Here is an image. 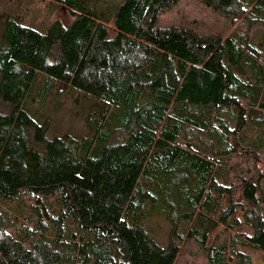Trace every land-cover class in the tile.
<instances>
[{
	"label": "trees",
	"instance_id": "trees-1",
	"mask_svg": "<svg viewBox=\"0 0 264 264\" xmlns=\"http://www.w3.org/2000/svg\"><path fill=\"white\" fill-rule=\"evenodd\" d=\"M60 1L71 22L40 31L11 17L1 36L0 201L54 197L59 209L46 221L30 205L32 217L21 220L0 204V264H176L174 228L163 246L144 225L149 206L162 203L173 220L203 218L204 229L188 236L202 232L209 264H253L235 244L208 242L213 228L228 225L264 253V169L255 165L257 175L243 180L242 202L219 182L227 151L263 161L264 65L249 31L264 23V0H199L243 21L240 38L159 27L181 0H123L109 10ZM39 76L104 102L94 140L54 136L36 119L27 100ZM226 109L238 110L234 129ZM214 121L223 131L216 143L203 135ZM249 122L255 146L241 148Z\"/></svg>",
	"mask_w": 264,
	"mask_h": 264
},
{
	"label": "rangeland",
	"instance_id": "rangeland-1",
	"mask_svg": "<svg viewBox=\"0 0 264 264\" xmlns=\"http://www.w3.org/2000/svg\"><path fill=\"white\" fill-rule=\"evenodd\" d=\"M122 1L88 0L91 5H96L100 10L114 8ZM60 2V0H0V43L6 21L11 17H19L23 24L40 31H45L51 22L58 19L65 23L71 22L72 17L69 11L64 8H57ZM158 26L162 28L180 27L202 35H218L223 38L229 36L240 38L241 36H246L247 33V27L243 21L232 23L213 9L203 5L199 0H181L170 11L162 14ZM249 33L250 41L258 48L260 56H262L260 63L264 65V23L255 25ZM27 105L36 119L49 124L51 134L54 136L70 134L94 140L98 133L96 128L98 123L103 121L105 115H107L104 102L83 92L74 89L68 90L56 82L48 83L43 76L38 77L37 83L27 100ZM2 107V104H0L1 109ZM221 116L229 121L231 129L235 128L238 110L226 109ZM222 132L219 122L214 121L203 135L216 143L215 137L221 135ZM260 132L264 134V126L260 129ZM257 136L258 133L254 125L251 122L247 123L238 137V142L243 146L241 148L252 149L251 147L255 146ZM224 138L228 140L229 145L232 144L231 136ZM178 142L184 143V140H179ZM199 143L202 145V141L198 142V145L195 146L196 149H201ZM261 144L262 147H260L261 150L259 152L263 161L257 162V164H255L253 155L247 153V149L243 150L241 154L236 155L227 151V154L221 156L222 159L219 164L222 167V172L219 182L224 186L236 188V198L239 202L243 201L242 198H239L242 192L241 185L243 180L251 179L254 175H257L255 165H257L256 169L257 167L261 170L264 169V140H262ZM216 148L220 150L219 147ZM177 178H172L168 185L171 187L175 186ZM261 187L264 193V178L261 181ZM41 200V204L30 198L25 201L6 202L5 204L0 201V204L21 220H27V218L32 217L33 213L30 205H34V207L39 205L41 206L43 217L48 221L49 217H52L53 213L58 211L59 203L54 197H41ZM162 204L165 205H162L164 210L149 206V215L144 220L146 229L161 245L166 246L170 241L171 229L172 227L174 228L172 234L179 239L178 245L181 249L176 264H209L207 250L197 238V236L201 237L202 232H196V236L192 238L188 236L191 230L203 228L202 223L200 224L203 218L197 217V219L192 221L184 220L180 219V215L176 213L173 220L169 214L171 208L164 203ZM214 219L217 220L216 217ZM247 228H245L244 232H248ZM211 233L208 245L230 246L235 244L239 251L252 258L253 264H264V253L250 245L244 244L242 235L236 229L228 225H222L221 227L213 228Z\"/></svg>",
	"mask_w": 264,
	"mask_h": 264
}]
</instances>
